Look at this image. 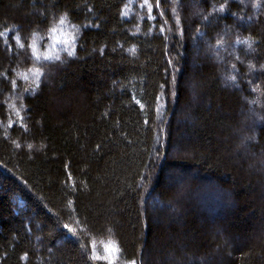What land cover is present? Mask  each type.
Here are the masks:
<instances>
[{
	"label": "trees",
	"instance_id": "obj_1",
	"mask_svg": "<svg viewBox=\"0 0 264 264\" xmlns=\"http://www.w3.org/2000/svg\"><path fill=\"white\" fill-rule=\"evenodd\" d=\"M106 245L264 264V0H0V264Z\"/></svg>",
	"mask_w": 264,
	"mask_h": 264
},
{
	"label": "snow or ice",
	"instance_id": "obj_2",
	"mask_svg": "<svg viewBox=\"0 0 264 264\" xmlns=\"http://www.w3.org/2000/svg\"><path fill=\"white\" fill-rule=\"evenodd\" d=\"M145 2H147V0H145ZM63 23V21H61ZM34 47V46H33ZM69 55H74L73 52H69ZM39 58V57H37ZM57 59H59V57H57ZM36 75L37 77H39L40 75H42V73L39 71V69L36 70ZM234 79V77L232 78ZM68 226L65 225V228H67ZM93 250H95V243H93ZM105 251L107 252L106 256H96V259H105L109 262V264H116V257L119 255V248L118 246H114V245H106L105 247ZM129 264H136V262L134 260L129 261Z\"/></svg>",
	"mask_w": 264,
	"mask_h": 264
},
{
	"label": "rangeland",
	"instance_id": "obj_3",
	"mask_svg": "<svg viewBox=\"0 0 264 264\" xmlns=\"http://www.w3.org/2000/svg\"><path fill=\"white\" fill-rule=\"evenodd\" d=\"M177 153V152H176ZM175 151L173 150V154H176ZM174 177V175H173ZM185 191V188L183 186L179 187V194H183V192Z\"/></svg>",
	"mask_w": 264,
	"mask_h": 264
}]
</instances>
